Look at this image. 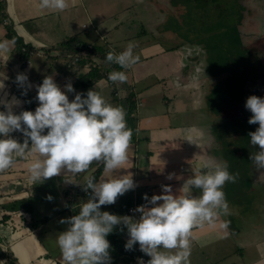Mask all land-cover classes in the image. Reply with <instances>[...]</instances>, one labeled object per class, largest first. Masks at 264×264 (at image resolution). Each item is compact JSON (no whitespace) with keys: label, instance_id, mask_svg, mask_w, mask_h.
I'll return each instance as SVG.
<instances>
[{"label":"crops","instance_id":"crops-1","mask_svg":"<svg viewBox=\"0 0 264 264\" xmlns=\"http://www.w3.org/2000/svg\"><path fill=\"white\" fill-rule=\"evenodd\" d=\"M156 3L154 0H68L67 9L55 12L41 10L39 0H15V8L19 20L39 43L67 53L70 57L82 54L85 62L88 58L93 59L104 77L92 90L102 95L108 103L123 107L126 111L128 98L132 96L135 100L136 110L134 117L131 116L136 119L140 133L135 135L136 139L129 147V162L122 169L107 175L103 170L98 182L127 174L132 175L137 186L118 197L115 204L101 206V211L118 215L134 203L144 200L145 194L149 198L163 194L164 185H170L173 193L178 195L183 183L194 175L193 171H202L205 163H226L230 174L239 173L235 183L227 182L223 186L230 214L218 216L212 225L205 224L193 229L190 262L259 264L264 261V169L257 170L249 159L259 147L250 144L249 135L229 133V124L247 125L249 132L258 128V124L248 123L252 114L245 104L251 95L264 98V74L256 69H248L251 75H248L244 89L238 90V94L239 82H233L234 90L220 88L217 91L225 74L216 73L214 78L208 74L207 54L210 50L205 47H210L187 38H196L197 33L184 34L183 28L181 32L165 28L160 23L164 10L156 9ZM135 5H138V10L134 9ZM247 21L244 23L246 28ZM195 27L199 29L201 25ZM251 30L250 27L249 33L244 31L245 41L253 32ZM178 38L180 42L176 44ZM71 39L86 48L75 49L63 45ZM129 42L137 45L133 53L139 56V61L126 70V82L108 81L110 72L125 70L116 69L118 65L105 62L107 53L113 51L119 54ZM258 43L264 46V32L253 33L245 45L252 48ZM60 46L64 47L59 49ZM259 52L264 61V48ZM212 57L220 59L216 54ZM105 66L112 68L106 70ZM56 72L60 79L68 76L75 87L78 73L69 76L65 71ZM237 77L233 79L236 81ZM118 84L120 90H127L126 97L121 99ZM227 85L228 82L223 86ZM215 91L217 93L212 94ZM227 91L236 92L237 97L227 100L218 94ZM219 98L224 99L220 101ZM190 136L192 142L188 141ZM240 138L245 139L247 144L238 146L230 143L231 140L240 142ZM244 164H248L247 169ZM170 174L173 175L171 180L167 178ZM81 175L83 173L73 176L62 170L56 182L69 186V181L73 182ZM250 187L255 193L254 203L250 207L252 212L246 208L248 203L243 201ZM237 189L242 192L239 194L241 199L235 196ZM192 194L198 196L200 192L193 189ZM61 205V209L65 210L63 202ZM112 234H115V240L124 245L129 239L126 229L121 232L120 226ZM202 243L205 246H201ZM134 250L138 252L137 255L144 254L138 244ZM114 255V258L111 257L112 264H125L130 259L124 252Z\"/></svg>","mask_w":264,"mask_h":264},{"label":"clouds","instance_id":"clouds-1","mask_svg":"<svg viewBox=\"0 0 264 264\" xmlns=\"http://www.w3.org/2000/svg\"><path fill=\"white\" fill-rule=\"evenodd\" d=\"M68 6V0H39L38 5L41 10L55 12H63ZM136 46L129 42L123 52L107 53L105 62L125 70L110 72L108 81H127L126 70L139 61V56L133 53ZM4 48L6 43H0V49ZM16 83L25 89L22 95H27L32 87L23 73L17 75ZM4 87L0 82V89ZM36 91L38 106L34 112L14 113L13 106L20 104L15 97L0 101L6 109L0 111V137H3L0 138V172L12 168L17 157L26 161L34 158L28 164L33 182L51 179L62 170L75 176L86 172L94 162L103 164L105 175L128 164L133 129L127 126L123 107H114L95 90H89L86 97L76 93L70 101L67 93L75 92L73 85L66 84L62 91L52 76H46L36 85ZM245 108L252 114L248 123L259 125L248 133L250 144L259 147L249 159L261 170L264 169V98L249 96ZM17 131L23 134V143L11 137ZM135 133L139 135L140 129ZM188 141L192 142L191 136ZM193 172L178 195L170 185L162 187L163 194L151 198L145 194L143 199L147 203L133 210L140 213L139 219L101 211V206L115 204L118 197L135 189L132 175L99 182L88 177L82 185L85 192L91 190L87 201L80 205L78 214L60 221L68 225L56 237L64 264H111L107 237L117 226L121 232L127 231L125 250H134L138 244L140 251L150 257L147 264H191L193 229L212 225L218 216L230 214L223 186L227 182L235 183L239 177L238 172L230 174L226 163H205L202 171ZM167 178L171 180L173 175ZM193 189L200 194L193 195ZM47 199L51 201L53 197L49 195ZM0 229H3L0 235H9L10 229L3 226ZM139 264L145 262L141 259Z\"/></svg>","mask_w":264,"mask_h":264},{"label":"flooded vegetation","instance_id":"flooded-vegetation-1","mask_svg":"<svg viewBox=\"0 0 264 264\" xmlns=\"http://www.w3.org/2000/svg\"><path fill=\"white\" fill-rule=\"evenodd\" d=\"M15 35L5 15L4 0H0V43H6V48L0 49V82L5 85L0 89V101L17 98L20 104L13 106L16 114L35 111L38 106L36 85L41 84L46 76H52L63 91L70 78L60 79L56 71H65L69 76L76 72L79 83L86 88L89 85L88 75L98 69L92 58L85 62L82 54L70 57L48 46L40 54L39 50ZM21 73L27 75L32 85L27 95H22L25 89L16 83V77ZM70 96L71 93V101ZM0 111H6L3 104H0ZM10 135L20 143L25 139L19 131ZM33 159L30 157L26 161L17 157L12 168L0 172V226L10 229L7 237L0 235V264H64L56 237L68 227L60 221L72 217L74 211L70 203L65 202L67 207L62 210L56 206L57 200L46 198L45 189L48 188L53 189V197L56 192L59 194L57 176L45 181L33 182L30 179L28 164ZM99 165L101 163L94 162L81 177L69 181L68 190L92 169L97 170ZM80 185L82 187L83 184Z\"/></svg>","mask_w":264,"mask_h":264},{"label":"rangeland","instance_id":"rangeland-1","mask_svg":"<svg viewBox=\"0 0 264 264\" xmlns=\"http://www.w3.org/2000/svg\"><path fill=\"white\" fill-rule=\"evenodd\" d=\"M156 3V9L164 10L163 17H166L167 13H173L172 19L170 21L172 28L171 30H175V32H181L182 28L185 31L184 34H196L197 36H187L188 39H195L197 44H202L205 46H209L210 48H206V50H210L209 54H207L208 66L210 68V72L208 74L213 75L216 73H222V80H220L219 87L217 91L221 88V90H234L233 82H239L240 86L237 87L238 90L244 89V81L247 79L248 69H256L264 74V61L262 60L261 50H263L264 46L259 43L255 46H246V42L249 41L253 33L264 32V0H229L228 2L221 4V0H216V5L213 7L211 2L214 0H202V5L206 3L209 5L207 9L201 8L197 9L195 7L196 3L193 2L192 6H186L180 0L178 1V5L173 4V1L176 0H154ZM260 3L263 5L261 6ZM250 5V7H249ZM228 8V9H226ZM134 9L138 10V5H135ZM160 11V12H161ZM166 14V15H165ZM252 15V18L250 16ZM248 21H247V19ZM247 21V26L244 23ZM169 23V22H168ZM177 24H181V29H179ZM185 24V26H183ZM201 25L199 29L195 27V25ZM238 25V27H236ZM240 26V27H239ZM235 27V29H233ZM250 27L253 31L248 35L245 41L243 33L245 30L250 32ZM169 28V26L167 27ZM171 31H168L169 33ZM162 40L165 41V38ZM252 40V39H251ZM168 42H170L168 40ZM180 38L176 39L175 43L179 44ZM68 45V44H63ZM64 46H60L59 49H62ZM255 47V48H254ZM211 50H214L212 52ZM216 50V51H215ZM258 52V53H257ZM213 54H216L219 60L214 59L212 57ZM260 59V60H259ZM217 61V62H216ZM261 62V63H260ZM238 75V77L233 79ZM208 78V76H207ZM228 82L229 85L223 86L224 83ZM220 91V90H219ZM217 92H213L212 94H216ZM221 97L226 98L227 100H233L237 97L236 92H220L218 93ZM224 98H219L221 101ZM229 128V133L233 134L237 132L244 136H247L249 133V127L247 125H240L232 123ZM235 130V131H234ZM236 135V134H235ZM242 140V141H241ZM241 142V144H239ZM240 142H236L231 140L230 143L235 145H246V140L240 138ZM244 152V151H243ZM244 160V159H243ZM236 165V163H235ZM245 169L248 168V164H244ZM247 182V181H246ZM253 187V183H251ZM250 187V191L244 194L245 199L244 202L248 203L246 208L252 212V208H250L255 200V193ZM55 191V190H54ZM236 198H240V193H242L239 189L236 190ZM50 195V194H49ZM48 195V196H49ZM47 196V197H48ZM53 197V194H52ZM65 197V196H64ZM59 194L56 192L54 194L53 200H58ZM115 255L111 256L114 258Z\"/></svg>","mask_w":264,"mask_h":264},{"label":"water","instance_id":"water-1","mask_svg":"<svg viewBox=\"0 0 264 264\" xmlns=\"http://www.w3.org/2000/svg\"><path fill=\"white\" fill-rule=\"evenodd\" d=\"M5 4V15L8 18L10 22V26L12 27V30L16 33V35L21 38L27 45L31 46L35 50H39L40 54H43L45 51V45L39 43L36 38L25 28V26L22 24V22L19 20L17 13H16V8H15V0H4ZM57 56L56 54H50ZM106 70L111 69L112 66H105ZM89 79V85L86 88H83V86L79 83V79L75 82V92L71 93L70 98L72 100L75 98L76 93H81L85 96V91L88 88L89 90L95 89L98 87V85L101 83L103 79L95 76H91L90 74L88 75ZM120 84L117 85V90L119 93L122 95L119 96V99L126 97L125 93L127 92L126 89L120 90ZM69 96V93H67ZM86 97V96H85ZM96 169H92L90 172L86 174V176L81 179L80 181L72 184V188L69 189V186H65V183L62 182H57V190L59 191V199L56 201V206L61 209V204L63 202V205L65 202L70 203L72 206V209L74 211L73 215H76V210H80V205L83 204L84 202V196H85V191L83 186L81 187L80 184H84L86 182V179L88 177H91L92 173L95 172ZM70 185V184H69ZM66 191V192H65ZM52 196L53 194V189L48 188L45 189V195ZM65 196V197H64ZM47 198V197H46ZM54 201V200H53ZM67 206H64L66 209Z\"/></svg>","mask_w":264,"mask_h":264},{"label":"trees","instance_id":"trees-1","mask_svg":"<svg viewBox=\"0 0 264 264\" xmlns=\"http://www.w3.org/2000/svg\"><path fill=\"white\" fill-rule=\"evenodd\" d=\"M179 1V0H178ZM178 1H173V4H176L178 5ZM183 4H186V6H192L193 2H196V8L201 9V8H204V9H207L209 7V5L206 3L205 5H202L201 6V3H203L202 0H180ZM229 0H221L220 3L221 4H224L226 2H228ZM216 0H214V2H211V4L213 5V7L217 6L216 5ZM201 6V7H200ZM228 9V8H226ZM166 15V14H165ZM172 16H175L173 15V13H167L166 17H163L162 21L160 23L163 24V26L165 28H167L169 26L170 29H172L169 25L170 24V21L172 19ZM169 22V23H168ZM179 29L181 28L180 27V24H177ZM15 37H17V35H15ZM65 44H68L66 46L70 47V48H75V49H79V48H86L85 46H79V43L77 44L76 40H69L67 41ZM116 68V67H115ZM120 67L118 66V68L116 69H119ZM91 76H95V77H99V78H102L104 77L103 73L98 71V70H94L93 73L90 74ZM127 109H126V121H127V126L131 129H133V137H132V142L135 141L136 139V133H135V130L137 129V126H136V119L133 118L131 115L135 112L136 110V103H135V100L132 98V96H130L127 100ZM103 171V164L101 163V165L98 166V169L92 173L91 177H94L95 178V181L98 182V179L101 175ZM91 192V190H89V192H87V194L85 195L84 199H87L89 197V193ZM79 213V210H76V214ZM115 234H110L107 239L109 240L110 242V256H113L114 254L116 253H120V252H124V253H127L128 256H130V259L126 260L125 264H133V258L138 254V252H136L135 250H131V251H126L125 250V245L122 244V242L118 241V240H115L116 238H114Z\"/></svg>","mask_w":264,"mask_h":264},{"label":"built area","instance_id":"built-area-1","mask_svg":"<svg viewBox=\"0 0 264 264\" xmlns=\"http://www.w3.org/2000/svg\"><path fill=\"white\" fill-rule=\"evenodd\" d=\"M134 117V114H132ZM147 202L145 200H141L138 201L136 203H134V205H132L131 207H129L127 210H125L124 212L118 214L119 216H124V215H128V216H132L134 219H139L140 217V213L134 212L133 210L136 209L138 206L141 205H145ZM143 260L145 262V264H147V261L150 259L148 256H146L145 254L142 255H137L133 258V264H139L140 260ZM112 264V262H111Z\"/></svg>","mask_w":264,"mask_h":264}]
</instances>
